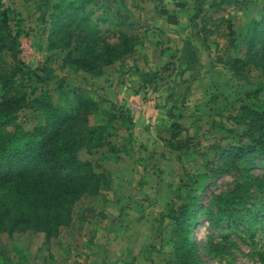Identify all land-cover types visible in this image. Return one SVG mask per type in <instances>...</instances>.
Returning <instances> with one entry per match:
<instances>
[{
    "label": "rangeland",
    "instance_id": "rangeland-1",
    "mask_svg": "<svg viewBox=\"0 0 264 264\" xmlns=\"http://www.w3.org/2000/svg\"><path fill=\"white\" fill-rule=\"evenodd\" d=\"M65 1L0 0L10 24L17 20L20 28L17 55L23 68L14 80L25 90L46 89L62 106L72 101L75 89L84 90L96 101L91 123L114 113L100 145L92 153L84 147L78 151L109 172L110 185L73 200L70 223L60 224L47 242L40 230L1 231L0 264H176L167 213L187 194H198L192 231L196 264H264V232L258 224L264 222L258 205L264 194L255 184H248L245 202L229 206L237 223L213 220L221 211L214 195L240 194L244 187L237 166L216 167L222 160L214 147L233 143L242 133L244 124L235 116L251 91L264 96L260 41L253 60L235 67L227 63L233 56L246 59L238 48L264 0H91L87 8L99 28L98 47L101 41L118 44L121 34L135 41L130 56L116 58L95 75L62 65L63 51L48 46L53 6ZM163 9L176 14L175 24L159 15ZM164 62L169 69L157 71L154 87L141 85L142 72ZM14 64L4 52L0 76ZM173 118L183 126L173 143L180 147L166 141ZM16 119L27 129L43 115L20 108ZM242 163L251 175L264 177L262 159Z\"/></svg>",
    "mask_w": 264,
    "mask_h": 264
},
{
    "label": "trees",
    "instance_id": "trees-1",
    "mask_svg": "<svg viewBox=\"0 0 264 264\" xmlns=\"http://www.w3.org/2000/svg\"><path fill=\"white\" fill-rule=\"evenodd\" d=\"M90 2L67 0L54 5L56 10L50 15L47 40L50 48L57 47L63 51L62 65L95 75L116 58L130 56L135 41L121 34L118 44L101 41L98 47L99 28L90 21L93 11L91 7L87 8ZM120 15L126 17V14ZM159 15H164L168 22H176L174 12L163 9ZM11 19L8 9L0 8V59L6 52L15 61L10 72L0 76V232L31 228L42 231L47 242L57 234L60 224L70 223V203L73 200L82 194L109 187V172L87 158H80L78 151L84 147L87 153H92L100 145L114 113L110 112L103 122L91 123L89 117L96 111V101L84 90L75 89L72 101L62 106L50 100L46 89L32 87L25 90L17 83L14 76L23 68L17 55L20 28L17 20L11 25ZM227 26V35H230L232 29ZM232 41L230 35L229 42ZM259 41V65L264 69V5L261 12L246 24L238 48L246 59L233 56L228 65L235 67L236 63L253 60ZM168 69V62H164L157 69L142 72L141 85L147 83L154 87L157 71ZM10 89L13 92L8 93ZM249 97L238 105L235 116L244 124L240 136L233 143L225 142L214 147L222 160L216 167L222 171L237 166L236 171L244 186L240 194L214 195L221 205V211L213 216L214 221L225 218L228 224L237 223L238 218L233 216L229 206L236 200L238 203L246 201L248 184H255L264 194V177L251 175L248 164L242 163L250 157L264 161V96H258L255 89ZM20 108L39 109L43 115L42 122L23 128L16 119ZM166 130L168 145L180 147L173 143L178 142L177 135L183 126L173 118ZM179 199L173 211L167 213L172 220V254L176 264H196L192 231L198 213V194H187L186 198ZM258 205L264 213V200ZM258 224L260 232H264V222L258 221ZM244 230L253 237V230L248 226Z\"/></svg>",
    "mask_w": 264,
    "mask_h": 264
},
{
    "label": "crops",
    "instance_id": "crops-1",
    "mask_svg": "<svg viewBox=\"0 0 264 264\" xmlns=\"http://www.w3.org/2000/svg\"><path fill=\"white\" fill-rule=\"evenodd\" d=\"M175 15H176V14H175ZM177 19H178V17L176 16V22H177ZM176 22H174V23L170 22V23L175 24Z\"/></svg>",
    "mask_w": 264,
    "mask_h": 264
}]
</instances>
